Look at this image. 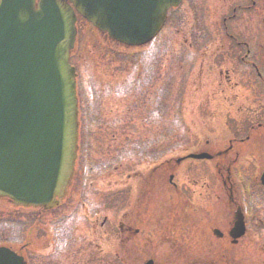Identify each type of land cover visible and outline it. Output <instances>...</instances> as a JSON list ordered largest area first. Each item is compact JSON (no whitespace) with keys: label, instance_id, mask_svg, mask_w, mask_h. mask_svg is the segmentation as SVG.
Returning <instances> with one entry per match:
<instances>
[{"label":"rangeland","instance_id":"1","mask_svg":"<svg viewBox=\"0 0 264 264\" xmlns=\"http://www.w3.org/2000/svg\"><path fill=\"white\" fill-rule=\"evenodd\" d=\"M251 1L253 0H184L178 9L171 12L165 30L157 41L139 48L117 44L105 34L92 31L84 20H78L77 41L72 53V62L76 66L78 75V94L82 102L84 88L89 83V87L96 92L102 114L99 126L95 127L97 131L94 136L98 140L99 148L94 149L93 152L89 151L93 153L98 167L101 165H111L110 169L118 167L114 172L99 174V187L104 188L102 190L106 191L107 196L115 192L121 196L133 192L137 197L140 196L141 201L144 193H147L146 198L152 199V209L155 210V214H164L165 210L173 207L170 206L172 202H168L169 205L165 202L170 197L174 198L175 189L168 186L167 178L158 177L159 175L163 177L162 170L150 176L159 162L167 159L174 163V160L183 154L197 152L199 148L212 151L226 149L229 146V139L238 136L239 132L245 134L248 126H244L243 122L238 120L239 111L236 110L238 114L235 113L238 104L227 108L228 105L221 102L220 98L229 97L231 92L228 94V89H222L223 93H217L215 82L220 81V72L226 70L225 59L228 53L225 49L231 48L228 44L225 45L224 26L227 27L229 35L232 34L238 38L244 34L245 22L248 23L247 27L249 26L247 34L254 36L257 24L260 28L262 26L264 34V0H258L261 1L258 12L254 10L247 13L244 8L250 7ZM236 7L239 9L236 10L233 18V9ZM255 17H257L256 22ZM190 53L197 56L196 61L193 55H189ZM140 55L144 56L149 64H153V60H158L157 66L161 75L164 78L168 75L167 84H170V87L167 88L166 111H161L159 104L156 108L154 107L152 101H158V98L154 95L149 96L148 88L146 94L149 97L143 101V104H147L146 106L142 105L141 98L129 94L123 95L124 86L136 77V70L130 62L131 58ZM163 77L162 82L159 83L160 77L156 87L165 82ZM105 91H107L106 95H104ZM99 92L104 95V98L100 100ZM93 99L95 101L94 95ZM227 114L231 117L230 119ZM243 120L254 124L259 122V120L252 121L251 118L248 120L245 117ZM241 124L243 128L239 130L238 125ZM251 129L253 128L249 127V130ZM138 131L141 132L140 137L135 134ZM252 132L256 136L252 137L249 143L245 142L237 147L235 145L234 149L238 148L240 153L243 151L254 153L255 158L252 163L254 162L256 167H250L252 163L243 164V167L241 163H237L230 170L233 177L237 167L242 169L248 178L258 175L264 167V133L256 129ZM136 140H142L143 144L151 145L149 150L152 152L147 159L143 156L137 158L135 155H127L125 152L119 160L115 159L124 147L128 151L132 148L133 153L135 147H127V144L137 143ZM144 149H146L145 152L147 151L144 147L139 150V153H143ZM231 157L234 156L231 155ZM150 158L151 161L158 162L151 165L143 164ZM212 164L210 167L207 163H185L183 168L191 170V179H203L210 173L215 175L214 170L213 173L211 171ZM182 166L174 177L176 184L184 183L182 178L185 176L180 175L184 173ZM223 172L227 173V170L223 169ZM213 175L211 178L214 180L209 178L210 189L207 186L197 188L201 195H195L192 207L198 211L201 228L204 224L203 229L209 232L214 228L226 231L227 225L223 222V217L229 213L225 203L226 196L221 184ZM186 181H189L188 177ZM198 191L195 192L199 193ZM210 191L216 192L217 196H211ZM114 207L116 208L117 204ZM128 208L121 207L119 211L112 209V212L106 209L104 213H101L100 218L107 215L111 217L114 214L118 216L117 221H121V215L127 214ZM234 210L233 207L232 212ZM9 212L13 215L25 214L29 217L27 221L33 224V218L30 216L33 211L15 209L5 200H0V217ZM207 218H209L208 221ZM227 219L230 220L231 216ZM248 224L249 230L242 242L246 243L231 249L232 256L228 260L230 264H264V208L250 214ZM46 226L47 222L41 223L34 229L25 228L22 240L33 242L35 238L32 232L35 236H38V232L40 233L39 240L51 238L54 231L50 228L51 234L49 231L47 233ZM99 231H101L100 228ZM10 237L9 231L0 230V241L11 244ZM157 245L158 247L153 249L152 253L159 260L162 258V262H166L173 249H169L162 243Z\"/></svg>","mask_w":264,"mask_h":264},{"label":"water","instance_id":"2","mask_svg":"<svg viewBox=\"0 0 264 264\" xmlns=\"http://www.w3.org/2000/svg\"><path fill=\"white\" fill-rule=\"evenodd\" d=\"M67 1L113 39L141 45L181 0H0V198L15 205L51 207L72 175L78 123L68 60L76 30ZM243 231L239 219L232 235ZM0 264L24 263L0 248Z\"/></svg>","mask_w":264,"mask_h":264},{"label":"flooded vegetation","instance_id":"3","mask_svg":"<svg viewBox=\"0 0 264 264\" xmlns=\"http://www.w3.org/2000/svg\"><path fill=\"white\" fill-rule=\"evenodd\" d=\"M260 4L261 1L253 0L251 6L245 7L244 10L247 13L254 10L258 12ZM236 10L237 8L233 9V18ZM256 19L257 17H255V22ZM247 25L248 23L245 22L244 34L239 38L227 33V37L233 40V45L238 48L225 50L228 53L225 59L226 70L220 72V81L215 82L216 92L221 94L224 89H228V94L231 92L232 96H223L222 99L220 98L221 102L228 105L227 108L238 104L235 113L238 110L240 114L236 113L237 117L240 119L251 118L252 121L259 120L256 124L250 122L249 127L264 133V122L262 123L264 120V34L262 26L260 28L257 24L254 38L252 34H247V30H249ZM224 28L227 30L226 26ZM227 115L230 119L229 114ZM253 129H247L245 134L239 132L238 136L243 138L230 140V145L226 150L212 151L205 148L196 150L209 157L208 160L197 161V163H209L210 167L213 163L214 172L216 173L217 170L218 175L220 174L216 180L222 186L227 207H230L229 213L223 217V222L227 225L226 231L214 228L210 233L203 227L199 229L194 226V210L190 209V206L194 204L192 200L196 194L201 195L197 188L207 186L210 189L211 183L208 180L201 181L200 178L191 179V170L183 167L184 173H180V175L185 176L182 178L184 183H174V177L181 165L187 162L186 159H182L176 161L175 167H168V162L165 161L156 168V170H162L163 179H168L167 184L176 189L173 194L174 198L170 197L166 201L167 204L172 202L170 206L176 208L169 209L164 214H155V210L151 209V199L147 200L146 195H143L144 197L140 201L139 196L137 197L133 192L125 196L116 192L110 196H107L106 193L99 194V179H94L95 186H92V190L87 192L85 183L80 180L72 185V192L66 193L58 201L56 207L48 211L31 209L33 214L30 216L33 218V224L27 221L29 217L25 214L18 216L19 235H23L25 228L34 229L46 222L47 233L50 228L54 232L51 238L45 240L38 239L39 232L38 236L32 232L35 240L33 242L19 241L15 252L23 257L28 264H96L97 262L98 264H230L228 260L232 256L231 249L246 243L242 242L249 226L246 221L247 206L245 203L238 202L241 200L243 191L233 186L229 169L241 161L245 164L252 163L255 158L254 153L250 151L240 153L234 149V144L236 141L250 142L251 138L256 136L252 132ZM185 155L183 154L181 157ZM189 162L196 161L190 160ZM252 165H255L254 162ZM222 169L228 171L227 175L220 172ZM187 177L189 181H186ZM254 181L251 185L258 184V178ZM94 190L95 192H93ZM209 193L213 197L217 196L216 192L210 191ZM106 196L107 201L104 199ZM120 206L129 207L127 214L121 215V221H117L118 216L114 214L111 217L107 215L100 218L101 213H104L106 209L111 212L112 209L119 211ZM232 206L235 207V210L237 209L234 215ZM228 216L229 218L231 216L230 220L227 219ZM168 218L169 222H167ZM239 219L245 222V233L240 238H233L232 230ZM175 220L176 224H174ZM117 238L119 240H115ZM158 243L173 249L166 262H162V258L159 260L152 253L153 249L158 247Z\"/></svg>","mask_w":264,"mask_h":264},{"label":"trees","instance_id":"4","mask_svg":"<svg viewBox=\"0 0 264 264\" xmlns=\"http://www.w3.org/2000/svg\"><path fill=\"white\" fill-rule=\"evenodd\" d=\"M258 199V200H257ZM264 198H259L257 195L254 199V206L259 211L264 206Z\"/></svg>","mask_w":264,"mask_h":264}]
</instances>
